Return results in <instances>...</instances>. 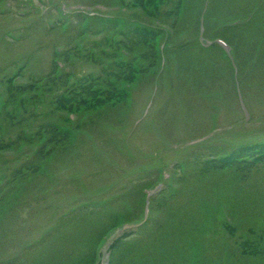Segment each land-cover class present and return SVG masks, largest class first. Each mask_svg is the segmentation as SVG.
Listing matches in <instances>:
<instances>
[{"label":"rangeland","instance_id":"1","mask_svg":"<svg viewBox=\"0 0 264 264\" xmlns=\"http://www.w3.org/2000/svg\"><path fill=\"white\" fill-rule=\"evenodd\" d=\"M128 1L0 0V109L7 95L2 82L10 76L21 70L23 75L16 78L17 83L27 82L29 77H44L56 52L76 45L84 49L87 40L98 38L90 33L91 26L87 29L91 16L148 23L143 10L132 12ZM200 2L185 1L180 12L182 26H173L174 16L149 18L167 33L168 41L161 44L158 39L160 48L168 49L164 51L167 59H162L165 63L156 72L139 77L131 86L133 94L126 104L89 123L90 130L80 133L86 145L79 143L74 155L58 156L40 177L19 183L23 189L8 196L10 203L0 207V263L13 264L8 262L12 260L14 264H48L55 257H67V249L78 243L91 247L88 241L96 243L110 229L108 218H97L106 212L122 215L127 209L133 211L144 188L134 189L136 185L150 172L159 176L161 184L166 183L162 174L172 173L176 163L183 171L191 169L188 158L196 147L228 148L264 142V12L256 11L264 0H216L218 6L211 11L222 25L250 16V26L236 40L240 58L249 61L237 80L219 53L208 47L202 27L197 29ZM250 8L247 16L240 14ZM58 21L64 25H58ZM189 40L195 44L179 52L177 49L189 46L180 42ZM197 40L202 44H196ZM261 43L262 48L257 46L255 54V45ZM66 70L77 76L99 73V67L83 59L75 60ZM47 96L41 99L46 102L35 109L48 111ZM28 148L24 146V150ZM9 166L1 171L12 178ZM261 174L263 169L250 177L251 188L257 191L251 194L248 206H252L256 217L264 212ZM228 176L226 172L202 179L189 176L186 189L193 193L196 206H205L204 213L212 211L210 206L227 212L226 203L216 201L219 192L226 189ZM156 188L151 187L152 193ZM89 215L95 220L91 225L87 219L80 221ZM120 227L100 240L104 264L108 240L122 233ZM132 227L124 225V229Z\"/></svg>","mask_w":264,"mask_h":264},{"label":"trees","instance_id":"2","mask_svg":"<svg viewBox=\"0 0 264 264\" xmlns=\"http://www.w3.org/2000/svg\"><path fill=\"white\" fill-rule=\"evenodd\" d=\"M185 1L189 0H129L132 12L137 8L143 10L150 25L119 17L91 16L87 29L91 26L90 33L98 38L87 40L89 47L82 49L76 45L74 49L56 52L44 77H29L27 82L17 83L16 78L23 75L20 70L18 75L1 81L7 95L3 97L6 102L0 109V207L10 203L9 195L23 189L19 183L40 177L47 164L58 156L74 155L79 143L86 145L80 133L90 130L89 123L101 120L107 111L126 104L133 94L131 86L139 77L160 68L164 51H168L160 46L163 40L168 41V36L149 18L165 16L170 19L174 16L173 26H182L180 12ZM167 4V9L161 8ZM217 6L216 0H201L197 7V29L203 22L206 36H220L237 47L236 40L250 24L247 20L235 27L220 25L218 18L214 19L217 14L211 13ZM263 9L264 4L256 11ZM250 12L251 8L240 14L247 16ZM56 23L64 25L59 21ZM192 41L180 42L189 46L177 50L181 53L189 50L190 45L195 44L190 43ZM196 44H199L198 40ZM212 49L218 53L217 47ZM80 59L99 67V73L77 76L66 70L69 64ZM46 94L48 111L35 109L46 102L41 100ZM24 146L29 148L24 150ZM7 151L15 153L4 154ZM188 162L191 169L186 171L178 163L173 167L172 174L178 180V188L168 182L162 183L161 188L150 196L151 214L148 216L144 215L147 196L141 192L133 211L127 209L122 215L106 212L97 218H108L106 222L110 229L105 234L124 223H139L128 229L120 227L122 233L110 240L108 264H264V212L256 217L252 206H248L251 194L257 191L251 188L253 178L250 177L256 171L264 170V142L228 148L199 146L192 150ZM6 165H10L7 171L12 178L1 171ZM225 172L229 175L227 180L224 179L226 189L219 192L216 202L226 203L228 212L235 219L234 224L224 217L219 206H210L212 211L204 213L205 206H196L193 193L186 189L190 177L202 179ZM147 175L134 189L144 187V190L160 183L158 175L153 172ZM91 216L78 218L80 221L87 219L91 225L95 221ZM62 226L66 228L65 224ZM103 236L96 243L88 241L91 247L80 243L73 245L67 249V257H55L48 264H99L102 254L98 251V244ZM225 239L231 242V246ZM8 262L14 264L12 260Z\"/></svg>","mask_w":264,"mask_h":264}]
</instances>
